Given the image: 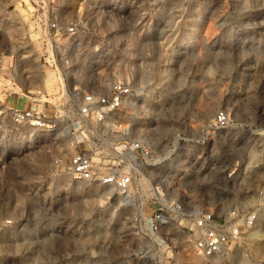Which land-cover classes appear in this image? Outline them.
Segmentation results:
<instances>
[{
	"label": "rangeland",
	"instance_id": "1",
	"mask_svg": "<svg viewBox=\"0 0 264 264\" xmlns=\"http://www.w3.org/2000/svg\"><path fill=\"white\" fill-rule=\"evenodd\" d=\"M60 3L86 23L71 50L59 45L64 80L43 66L36 34L0 19V55H18L0 63V264H264V0ZM117 81L131 94L109 127H91L106 139H94L91 154L98 167L133 175L127 195L66 172L75 111L63 105ZM33 88L59 106L48 108L51 134L7 108L23 107ZM134 140L151 155L118 162L117 144ZM162 205L172 214L154 233ZM195 209L257 220L203 259L192 252Z\"/></svg>",
	"mask_w": 264,
	"mask_h": 264
},
{
	"label": "built area",
	"instance_id": "2",
	"mask_svg": "<svg viewBox=\"0 0 264 264\" xmlns=\"http://www.w3.org/2000/svg\"><path fill=\"white\" fill-rule=\"evenodd\" d=\"M0 19L4 23H10L13 30L18 32L25 30L36 34V44L43 48L40 58L44 67L56 72L58 78L64 80L61 73L63 58L58 56L59 45L62 42L68 44V50L75 44L77 38L84 36L86 23L84 13L77 11L75 15H69L62 8L60 0H1ZM25 56V55H24ZM23 56V57H24ZM18 55H0V63H16ZM68 64V61H65ZM21 91V89H20ZM132 87L129 84L117 81L104 94L95 92H83L79 96L68 98L63 107L69 106L75 111L74 120L70 125L72 135H68V143L72 149L67 174L75 181L95 182L102 186L113 188L118 194L127 195L133 183V175L116 171H107L98 167L92 157L91 144L94 139L106 142V139L94 134L93 125L109 127L110 116L114 114L126 102L131 94ZM23 107L18 103L7 107L13 119L20 124H27L37 131L47 134L53 133L58 125L56 120L48 114V108L56 112L59 106L47 99L48 93L41 88H33L26 93ZM75 97V98H74ZM216 122L224 127L225 116L220 113ZM64 135V131L61 133ZM66 136V135H65ZM96 136V137H95ZM119 143V141L117 142ZM115 148V157L118 162H135L137 154L151 155L149 147L138 141H125ZM157 210L151 218V231L157 233L169 221L172 212L164 207ZM165 208V209H164ZM179 208V206H178ZM189 216L193 221L191 233L192 252L203 259L213 258L222 254L230 244H235L246 229L255 226L257 214L255 212L241 213L231 212L229 217L215 216L210 211L193 210ZM6 223H11L6 220Z\"/></svg>",
	"mask_w": 264,
	"mask_h": 264
},
{
	"label": "bare ground",
	"instance_id": "3",
	"mask_svg": "<svg viewBox=\"0 0 264 264\" xmlns=\"http://www.w3.org/2000/svg\"><path fill=\"white\" fill-rule=\"evenodd\" d=\"M159 189V188H158Z\"/></svg>",
	"mask_w": 264,
	"mask_h": 264
}]
</instances>
